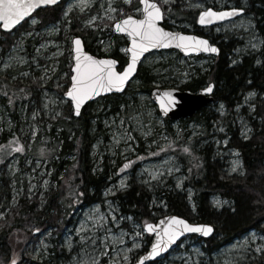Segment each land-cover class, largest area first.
<instances>
[{
	"label": "rangeland",
	"instance_id": "1",
	"mask_svg": "<svg viewBox=\"0 0 264 264\" xmlns=\"http://www.w3.org/2000/svg\"><path fill=\"white\" fill-rule=\"evenodd\" d=\"M137 1L87 0V6H83L80 0H66L63 5L66 22L63 32L59 22L36 29L39 17L33 14L28 19L27 29L19 32L9 51L3 53L0 48V219L8 211L3 209L1 199L3 175L9 182L10 205H15L24 193L29 198L37 195L44 203L49 189L57 187L52 177L54 162L59 158L58 155H51L55 149L57 152L60 150L57 146L62 131L61 124L54 121L66 118L68 111L69 101L64 93L72 74L74 35L70 34L71 17H79L83 29L94 31L93 47L107 54L117 45L112 31L115 21L107 17L111 15L119 20L126 8H131V14L141 17L142 12L137 9L142 7ZM160 1L167 5L177 3L198 11L237 5L234 0ZM240 3L246 7L248 0H241ZM109 5L117 12H108ZM120 9H123L122 14ZM93 17L96 19L92 20ZM164 24L175 32L202 31L224 48L229 45L226 53L231 64L240 62L243 57L256 56L260 59L264 46V35L252 14L200 29L187 20L178 21L171 13H165ZM261 24H264V20ZM117 36L120 38L119 49L128 58L129 37ZM213 62L212 56L185 57L171 49L150 53L144 58L142 66L149 67L157 75V81L151 83L152 87L167 85L179 88L193 77L207 73ZM130 85L120 94L123 100L118 109L105 102L104 98L95 101L92 108L93 117L88 129L92 144L88 161L93 174L107 168L101 184L96 189L87 187V198L82 202L77 201L79 205L73 209L60 235L54 234L55 228H52L32 240L23 230H15L10 241V264L13 259L16 264H93V261L95 264H113L114 261L118 264H136L148 246L147 234L142 232L147 221L134 213V206L127 202V209H123L120 193L134 188L137 193L146 194L151 215L167 209L168 194L180 193L186 197L191 212H196L194 192L186 182L184 163L174 151L177 147H196L216 159L230 175L244 174L241 153L233 147L232 137L235 133L246 139L254 134V125L259 121L255 115L258 103L255 90L239 92L233 110H229L223 101H214L197 119L166 121L151 100L150 92L141 86L140 79H134ZM64 87L66 90L63 92ZM30 89L37 93V97H31L26 92ZM249 93L254 95L249 96ZM227 121H230L229 127ZM17 143L23 147L22 152L12 151ZM73 159L74 155L71 154L65 157L66 161ZM236 160L240 161V165L236 171H232ZM128 161L133 163L123 172L120 171ZM72 196L78 199L75 192H72ZM210 201L218 211L232 207L229 199L218 194H213ZM216 201L221 202L219 206ZM101 215L107 218L105 228L110 229L114 236L123 234L124 241H106V254H101L105 249L100 243L107 235L105 228L99 225L93 227V217ZM219 239L220 235L215 237L216 241ZM133 242L139 247L133 248ZM24 252L31 256L29 260L24 257ZM157 264H264V223L223 246H216L215 243L209 245L197 237H186Z\"/></svg>",
	"mask_w": 264,
	"mask_h": 264
},
{
	"label": "trees",
	"instance_id": "2",
	"mask_svg": "<svg viewBox=\"0 0 264 264\" xmlns=\"http://www.w3.org/2000/svg\"><path fill=\"white\" fill-rule=\"evenodd\" d=\"M158 1L163 6L166 14L171 13L178 21L187 20L196 25L198 9H188L177 3L167 5L160 0ZM64 2L36 11L34 14L39 17L36 29H42L59 22L61 23V32H63L66 24L63 18ZM234 2L238 6L241 4V0H234ZM131 12V8H126L123 17ZM245 14L254 16L257 25L261 29V34L264 35V24H261L264 20V0H248ZM71 20L73 22L70 34L83 37L86 48L92 53L115 57L120 62L119 69L122 68L127 61V56L119 49L120 38L118 36H114L117 45L109 53L98 52L92 45L95 36L94 31L83 29L79 17L72 16ZM27 27L28 20L24 21L16 30L0 32V48L3 53L9 51L11 48L9 46L15 40V37ZM196 33L206 36L202 31H196ZM207 37L213 43L218 44L212 36ZM218 45L221 50L220 55L214 58L210 70L203 75L193 77L180 86L179 89L195 92L205 84L213 82L215 84V102L223 101L229 110H233L239 92L251 89L258 93L255 115L259 121L254 125V134L246 139L238 137L235 133L232 137L233 147L241 153L245 168L244 174L242 176L230 175L216 159L196 147H191L187 153L181 147H177L174 151L184 163L187 174L186 182L194 192L195 213L191 212L186 197L181 196L180 193L168 194L166 199L167 209L158 212L156 215H151L148 210L147 195L137 193L134 188L120 193V201L124 210L127 209V204L134 206V213L140 214L147 222L155 221L167 214H177L185 217L190 222L213 224L215 227L214 235L210 238L199 239L209 245L215 243L216 246H223L248 230L258 228L264 223V46L260 52V59L256 56L243 57L240 62L231 64L226 53L229 45L226 48L221 44ZM136 78L140 79L141 86L147 92H150L153 88L151 83L157 81V75L147 66L140 67ZM69 81L68 79L67 84H69ZM161 87H167V85ZM65 90L66 87L62 89L63 92ZM26 92L31 94V97H37V93H34L32 89L26 90ZM104 99L105 102L111 103L115 109L119 108L122 103L121 100H123L118 94L106 96ZM94 104L95 102H90L83 108L79 117H74L71 104L68 102L66 118L61 117L54 121L62 126L60 144L57 146L60 150L57 149V152L55 149L51 155V157L58 155L59 158L58 161L54 162L55 170L52 177L53 181L57 183V187L49 189L45 194L44 203H41L39 196L29 198L28 194L24 193L15 205H10L9 182L7 177L3 175L4 188L1 199L3 209L8 211L5 217L0 219V264H10V241L15 234V230H23L24 234L32 240H36L41 233L52 228H55L52 229L54 234L60 235L73 209L79 205L77 201L82 202L83 199L87 198V187L96 189L105 178L107 168L104 167L102 172L93 174L88 161L89 149L92 144V137L89 138L88 129L90 128V120L93 117L92 108ZM205 110L206 108L184 120L197 119L199 114ZM166 121L169 120L166 118ZM227 124L229 127L230 121H227ZM70 154L74 155V159L66 161L65 157ZM50 159L52 160V158ZM121 166L120 164L119 167ZM72 192L76 193L78 199L77 197L74 199ZM213 194L229 199L232 202V207L223 208L220 211L213 208L210 201ZM34 229H39V231H33ZM219 235L220 239L216 241L215 237ZM54 240L57 242V239ZM147 240L148 246L144 251L142 250L143 252L148 249L152 236L147 234ZM55 248L59 249L58 246H55ZM24 257L29 260L31 256L24 252ZM157 263L158 261H154L149 264Z\"/></svg>",
	"mask_w": 264,
	"mask_h": 264
},
{
	"label": "snow or ice",
	"instance_id": "3",
	"mask_svg": "<svg viewBox=\"0 0 264 264\" xmlns=\"http://www.w3.org/2000/svg\"><path fill=\"white\" fill-rule=\"evenodd\" d=\"M56 2L57 0H0V27L9 30L13 28V26L19 24L20 21L24 20L25 17H29L37 7L55 4ZM128 2H130V0H125V3ZM164 2L166 3L167 0H164ZM80 3L83 6H87V0H80ZM140 3L143 7L142 9H137V11L142 12L141 19H136L131 15L125 16L120 20H116L115 17L111 15L107 17L109 20L115 21L112 26L115 28L116 32L125 33L131 38V47L127 49V52L131 53V56L123 71H117L115 69L114 66L117 64L116 60L95 59L93 56L82 52L81 40L79 38L73 40L75 46L73 49L75 53L73 59L75 63L72 67L71 85L64 95L70 98V103L77 114H79L81 105L93 95H99L101 92H108L113 89L121 90L126 81H128L136 71L137 62L140 60L141 56L148 52L149 49L174 45L185 54L199 53L201 51L216 53L218 51V49L210 45L206 39L193 35L166 31L164 28L160 27L157 22L163 19V12L161 6L157 4L155 0H140ZM119 11L121 14L123 13V9ZM108 12H117V9L109 5ZM242 12V8H232L222 11H215L212 8H207L199 13L198 22L201 25H207ZM95 19L96 17L92 18V20ZM89 22L91 23V21ZM33 23H35V20H33ZM253 47H255V45H253ZM212 87V85H209L204 91L211 92ZM164 95L171 97L170 93H165ZM252 95H254V93H249V96ZM172 99L174 100V98ZM164 107L165 104L162 103L161 108L163 109ZM222 108L223 106L221 105V109ZM33 135H35V133H33ZM23 150V147L18 143L17 147L12 149V151L20 152ZM163 150L164 149H161V151ZM183 151L187 153L190 149L184 147ZM132 163V161H128L123 165L120 171L123 172ZM239 165V160L234 161L232 171H236ZM123 186V183H121V187ZM177 187H179V184H177ZM220 203V201H216L217 206H219ZM93 220L94 228L96 225L105 228L106 217L101 215L93 217ZM112 220L114 223L115 217H113ZM33 231L38 232L39 229H34ZM105 231L107 235L100 241L104 246L105 252L101 254H106L108 248V243H106V241H109V239L112 242H124L123 234L114 236L111 234L110 229L105 228ZM142 232L155 235V240L151 242L150 250L147 251V257L154 258L168 249L183 233H202L204 236H208L213 232V228L210 225H193L188 223L185 219L171 216L160 220L157 224L145 223L142 227ZM136 235H141V233H136ZM92 243L95 244L96 241L93 240ZM132 246L133 248L139 247L135 242H133ZM257 251H260V249L257 248ZM124 259L127 261V256H125ZM144 261L145 257L140 256L137 260V264H144ZM11 264H16V260L13 259ZM93 264H95L94 261ZM113 264H118V262L114 261Z\"/></svg>",
	"mask_w": 264,
	"mask_h": 264
},
{
	"label": "water",
	"instance_id": "4",
	"mask_svg": "<svg viewBox=\"0 0 264 264\" xmlns=\"http://www.w3.org/2000/svg\"><path fill=\"white\" fill-rule=\"evenodd\" d=\"M62 0H57V2L55 4H51V5H42L40 7H37L36 9L33 10V12L30 14V16L35 12L37 11L38 9H41V8H46L48 6H54V5H57L61 2ZM155 2L157 4H159L156 0ZM160 5V4H159ZM161 6V5H160ZM143 7V6H142ZM232 8H242L243 9V12L242 13H238L237 15L235 16H232V17H228V18H225L224 20H220V21H214L210 24H207V25H201L198 21H199V14H198V17H197V26L198 27H201V28H208V27H214V26H217V25H220V24H223L225 22H228V21H231V20H234L236 19L237 17H240L242 16L244 13H245V9L243 7H230V8H225V9H220V10H217V9H214L212 8L213 10L215 11H222V10H230ZM162 9V12H163V19L158 21L157 23L159 24L160 27L164 28L166 31H170V32H175V31H172L168 28H166L164 25H163V21H164V11H163V8L161 7ZM204 11V10H203ZM29 16V17H30ZM128 16V15H127ZM133 16L134 18L136 19H141L142 17H136L134 15H131ZM29 17H25L24 20L20 21L19 24L13 26V28L9 29V30H5L3 29L2 27H0V30H3V31H12L13 29H15L18 25H20L23 21H25L26 19H28ZM123 19V18H122ZM113 31L116 35H126L125 33H119V32H116L115 31V28L113 27ZM177 33H183V34H186V35H193V36H197V37H200V38H203V39H206L208 40L209 44L212 45V46H215L218 51L216 53H206V52H199V53H189V54H185L183 51H181L180 49L176 48L174 45L173 46H169V47H160V48H154V49H149L148 52L144 53L143 56H141L140 60L137 62V66H136V71L132 74V76L129 78L128 81H126L125 85L123 86V88L121 90H115L113 89L112 91H108V92H101L99 95H93L92 97H90L89 99H87L82 105H81V108H80V111H79V114L76 113L74 107H73V110H74V116L75 117H79L83 108L90 102L92 101H95L97 100L99 97H103V96H108V95H112V94H122L125 92V90L128 88V85L130 84V82L136 77L138 71H139V68L141 67L142 65V62L144 60V58L146 57V55H148L149 53L153 52V51H161V50H170V49H175L177 50L179 53H181L183 56L185 57H188V56H191V55H195V56H198V55H210V56H219L220 55V47L218 44H215L213 43L209 38L205 37V36H201V35H198L196 33H186V32H177ZM75 38H79L81 40V50L82 52L84 53H87L88 55H91L93 56L95 59H113V60H116L117 61V64L114 66L115 69L117 71H120L118 69V66H119V61L113 57H108V56H98V55H95L93 54L92 52H90L89 50H87L86 48V45H85V42H84V39L80 36H75L73 38V40ZM129 45H128V48L131 47V38L129 37ZM73 40H72V51L74 49V44H73ZM75 53L73 51V57H74ZM130 56H131V53H129V59L128 61L130 60ZM127 61V63H128ZM72 67L75 63L74 59L72 58ZM127 63L123 66L122 70L124 69V67L127 65ZM72 67H71V71H72ZM71 85V83H70ZM209 85H212V91L211 92H205L204 89H206ZM70 87V86H69ZM68 87V88H69ZM214 92H215V84L214 83H210L204 87H202L201 89H199L198 91L194 92V91H191V90H182V89H179V88H175V87H167V88H160V87H154L151 92H150V97H151V100L153 101V103L157 106L158 108V111L160 112L161 116L163 118H166L168 117L170 120H179V119H186V118H189V117H192L193 115H195L197 112L201 111L203 108L207 107L209 104H211L214 99H215V95H214ZM165 93H170L171 94V97L169 96H165L164 94ZM65 96V95H64ZM69 101H70V98H68L67 96H65ZM174 98V100L172 99ZM165 104V107L162 109L161 108V104ZM171 216H177V217H180L182 219H185L188 223L190 224H193V225H210L212 228H213V232H211L208 236H204L202 233H192V232H188V233H183L181 236L178 237L177 241L174 242L173 244H171L169 246L168 249H166L165 251L161 252L158 256L154 257V258H149L147 257V251L150 250V247H151V244L148 248V250L146 252H144L141 256H144L145 257V261H144V264H149L151 262H154L156 260H158L159 258L165 256L166 254H168L182 239H184L185 237L187 236H192V235H196L198 237H202V238H210L211 236L214 235V232H215V227L213 224H210V223H206V222H198V223H193V222H190L188 219H186L185 217L183 216H180V215H177V214H167V215H164L160 218H158L156 221H150L148 223H152V224H157L160 222V220L166 218V217H171ZM149 234V233H148ZM149 235H152V242L155 240V235L154 234H149ZM137 264V262H136Z\"/></svg>",
	"mask_w": 264,
	"mask_h": 264
}]
</instances>
